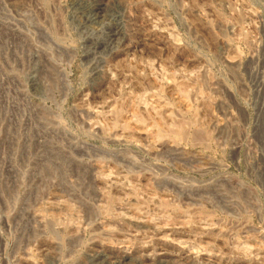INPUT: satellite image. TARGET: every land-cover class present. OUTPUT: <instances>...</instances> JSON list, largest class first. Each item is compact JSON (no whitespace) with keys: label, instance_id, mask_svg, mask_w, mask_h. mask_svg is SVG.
I'll list each match as a JSON object with an SVG mask.
<instances>
[{"label":"rangeland","instance_id":"rangeland-1","mask_svg":"<svg viewBox=\"0 0 264 264\" xmlns=\"http://www.w3.org/2000/svg\"><path fill=\"white\" fill-rule=\"evenodd\" d=\"M122 254L264 264V0H0V264Z\"/></svg>","mask_w":264,"mask_h":264},{"label":"bare ground","instance_id":"bare-ground-1","mask_svg":"<svg viewBox=\"0 0 264 264\" xmlns=\"http://www.w3.org/2000/svg\"><path fill=\"white\" fill-rule=\"evenodd\" d=\"M103 5H104V3H103V4H102V3L97 4V10H98L99 12H100V11L102 10V8L104 7ZM99 12H98V13H99ZM156 254H157V253H156ZM96 256H97V255H96ZM98 256H99V255H98ZM163 256H164V255H163ZM163 256H160L159 258H157V261H158V260H159L160 262L163 261L162 259L165 258V257H163ZM114 258H115V257H114ZM118 258H119V257H118ZM149 258H150V257H149ZM115 259H116V258H115ZM124 259H126V255L122 254V255H120V259H118V260L116 259L117 261H115V260L113 259V260H114V264H115V263L118 264L119 262L123 261ZM113 260H112V261H113ZM164 260H165V259H164ZM112 261H111V263H112ZM160 262H159V263H160ZM112 264H113V263H112ZM196 264H197V263H196Z\"/></svg>","mask_w":264,"mask_h":264}]
</instances>
